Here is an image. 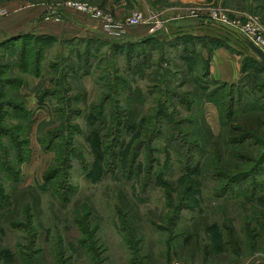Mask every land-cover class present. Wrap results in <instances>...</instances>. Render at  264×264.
I'll return each instance as SVG.
<instances>
[{
  "label": "rangeland",
  "instance_id": "rangeland-1",
  "mask_svg": "<svg viewBox=\"0 0 264 264\" xmlns=\"http://www.w3.org/2000/svg\"><path fill=\"white\" fill-rule=\"evenodd\" d=\"M74 2L117 22L137 11L147 21L127 29L121 39H110L104 34L110 21L75 10ZM121 3L0 0V21L33 10L41 14L29 25L75 13L100 23L104 34L89 43L81 42L83 37L46 40L50 45L38 77L22 71L17 50L0 47L2 81L18 80L8 86L0 82V94L4 89L10 100H23L28 114L21 133L12 127L20 119L6 120L13 135L27 143L20 150L24 161L15 165L21 171L18 183L0 167V186L10 198L0 202V264H264V69L246 63L257 55L236 24L207 17L222 7L235 11L231 20L237 12L251 13L264 24V0H149L152 10L124 5L127 15L117 16L115 7ZM197 6L198 15L186 10ZM158 21L164 26L154 30ZM186 33L213 36L225 44L211 58L208 48H200L191 69L181 58L183 45H173ZM26 34L37 35L29 31L19 36ZM154 34L158 42L135 45ZM33 37L27 39L38 43ZM115 42L123 45L120 52L113 50ZM88 47L89 56L84 54ZM206 73L229 87L246 81L243 89L232 90L237 98L244 90V98L231 118L220 106L229 89L212 99L199 89L197 81ZM61 76L62 85L57 84ZM54 89L67 93L73 110L69 131L48 149L43 136L62 129L66 121V103L59 96L42 98ZM172 90L187 103L172 96L164 109L176 123L168 124L166 118L159 126L150 117ZM151 137V143L138 147ZM2 138L5 159L14 158L15 136ZM67 148L74 154L65 153ZM64 154L70 168L64 165V173L48 181L47 174Z\"/></svg>",
  "mask_w": 264,
  "mask_h": 264
},
{
  "label": "trees",
  "instance_id": "trees-1",
  "mask_svg": "<svg viewBox=\"0 0 264 264\" xmlns=\"http://www.w3.org/2000/svg\"><path fill=\"white\" fill-rule=\"evenodd\" d=\"M30 36H34L33 39L35 41H38V43L30 41L29 39H27V38H30ZM20 37H22V40H24L22 44H20L19 42L17 43L16 38H14V39L10 38V39L5 40L4 42H1L0 47H4L5 49L10 50V51H15V50L18 51V52H16L18 55V59H19L18 63H19L20 68L22 69V71H25L26 73H29L31 75L35 74L34 76H37V77L42 76L43 57H44V54L46 53V51L50 45L49 43H45V41L49 40L51 38L56 39V37L50 36V35H30V34L18 36V38H20ZM91 40H95V39H88V40L84 39V40H80V41L81 42L87 41V43H89ZM147 41L158 42V36L156 34L150 35L149 37H146L142 41L135 42V45L140 46V44H146ZM174 42H176V43H173V45H175V44H176V46L183 45V47H182L183 53L181 55V58H182V60H184L188 63V68H191V69L194 66V60L192 58L199 56L200 48H202V47L204 49L208 48V53H209V56L211 58V55H212L214 49L217 48V46H219V45L222 46L225 44V43H222L217 38L215 39V37H213V36L209 37V36H205V35H198V34L196 35L194 33H190V34L186 33L183 36H178L175 38ZM209 45H211V47H206ZM122 47H123V45H121L120 42H115L112 45L113 50L116 52H120L122 50ZM85 53L87 54V56L92 55L90 50H89V47L86 48V51L84 52V54ZM200 54H201V52H200ZM203 55L204 54L202 52V58H204ZM89 59L90 58L88 57L86 60H89ZM245 60H246V63H248L250 61V63H252L253 65L259 66L260 68L264 69V64L262 63V61L258 57H252L251 59H249V57H247ZM87 63H88V61H87ZM0 65H2V64H0ZM86 66H87V64L84 67L88 72V69L86 68ZM52 67H54V66H52ZM2 80H3V77H0L1 85H2V83L3 84L5 83L6 86H8V84L18 83V80L14 79V78L4 79V81H2ZM61 81H65L64 76H61V78L57 82V84L62 85ZM245 82L246 81L244 80L241 85H236V86L234 84H231V86L229 87L228 86L229 84L226 82H221V81L219 82L218 80H215V81L212 80L209 77L208 73H206L204 78L198 79V81H197L198 85L200 86L199 89H202L201 91L209 99L216 98L223 91H225L226 89H229L227 99H225V101H223L220 104V106L222 108L221 111L223 110L225 112H227V111L229 112L228 113L229 118H231L233 116V111L235 112L237 106L242 105L243 98H244V93H243L244 90H243V92L239 91L240 92L239 94H241V96L239 98L236 97V95L233 93V91L236 92V90H238L237 89L238 86H241L242 89H243V87H246L243 85ZM213 84H214V86L212 88H210V85H213ZM2 91H3L2 94H0V149H1L0 150V167L6 175L10 176V178L12 180H14V178H16L14 182L18 183L21 171L18 170L15 167V165L16 164H22V162L24 161V159H22L23 155H22V152L20 150L23 151L22 148H24L23 146H25L27 141H26V139H20L19 138L20 135H17V136L13 135V131H11L12 128L8 125L9 122H7L6 120H11L14 116H16L18 119H20L21 121L12 127L15 131H17L18 133H21L22 131H25V129H26L25 123L27 122L28 114H27V112H25L23 100H17V101L13 100L12 101V100H10L11 98L8 96V91H6L5 93H4V91H5L4 89ZM207 91H208V94L206 93ZM260 92L262 93L263 91L261 90ZM66 94H67L66 92L59 93L56 89H54V90H50V91L46 90L43 97H42L43 99H45V98H49V97L59 96L60 97L58 99L59 102L61 104L66 103V106L63 107L65 109H62L63 114L66 115L65 124H64V122H62V125H65V127H63L62 129H61V127H59V128H56V129L49 131L46 136L45 135L43 136L46 138L44 140H41V142L43 143V146L47 147L48 149L52 148L55 145V140L58 139L60 136H62V133L68 132L69 131L68 128L71 127V118H70L71 114H69V113L73 109L69 108L71 102L68 99V97L66 96ZM5 96H8L6 98V100L4 98ZM107 96H109V94L106 95V97L104 98V103L101 106L100 115L102 117H104V111H102V110L105 109L106 104H108V101H109V100H107V98H111V96H109V97H107ZM172 96L176 97L179 100V102H181L184 105L187 103L186 99L184 100L182 95L175 94V92H173V90H172L171 92H168L169 98L166 97V101L162 100L160 102V107L156 109L155 115L150 117V121H152V119H153V122L156 124H159V126H161L162 122H164L166 118L168 119V124L176 123L175 121H173L172 114L167 112L164 109V107L168 104V102H170V98L172 99ZM7 99H9V100H7ZM5 101H6V103H5ZM188 104H191L190 101H188ZM255 105H258V103ZM66 108L69 109L68 113H67ZM10 110L18 112L20 114L15 115V114L11 113ZM223 111H222V113H223ZM26 114H27V116H26ZM169 115H170V118H169ZM102 117H100V118H102ZM28 122L31 123L32 121L30 120ZM232 134H234V133H232ZM2 135L3 136L6 135L7 138L8 137L13 138V136H15V139H11V142H13L15 144V148L18 150V152H17L16 156L12 159H9V158L5 159V156L3 154V148H2L3 147V138H2L3 136ZM152 139H153L152 137L150 139H148V138L144 139L143 141H141V143L138 145V147L140 146V148H142L141 145H143V144H144V146H146V144L148 142L151 143ZM65 153H72V155L74 154L73 151H70L69 148L66 149ZM138 154H139L138 151H136L135 158H137L139 156ZM135 158L132 159L131 162L134 163L136 161ZM69 161H70V157L68 155L64 154V158L61 159V161L58 162L57 166H55V168L52 169L47 174V180L52 181V179L54 177H56V175L63 174L64 172H63L62 168L64 167V165H66V168H70ZM107 162H108V160L105 161L106 164H107ZM106 164H105V168L107 166ZM150 169H151V171L149 170L150 172L148 173L147 178H150L152 175V167H150ZM235 179L237 180L236 177H232L231 181H233ZM146 181H147V183L149 182L148 179ZM0 202H2V203H6V202L9 203L10 202L9 195L6 194L5 189L1 186H0Z\"/></svg>",
  "mask_w": 264,
  "mask_h": 264
},
{
  "label": "crops",
  "instance_id": "crops-1",
  "mask_svg": "<svg viewBox=\"0 0 264 264\" xmlns=\"http://www.w3.org/2000/svg\"><path fill=\"white\" fill-rule=\"evenodd\" d=\"M173 2L180 3H202L207 0H172ZM121 4H117L115 13L117 16H125L127 15V9L125 7L128 5L131 8H137L145 11H150L152 8L150 7L149 0H121ZM131 10V11H134ZM41 13H36L33 10V13H12L11 15L3 18L0 21V42H3L7 39L13 38L14 36H19L23 33L33 31L37 35H50L57 38L61 37H77V38H103L102 30L99 29L100 23L91 20L86 17V15L82 14H70L68 13L66 16L62 17V20L55 21L52 18H47L46 21L37 22L35 21L31 25V20L34 19L37 15L39 16ZM38 32V33H37ZM220 53V51H219ZM217 52L214 55L216 61ZM222 75H220L221 77Z\"/></svg>",
  "mask_w": 264,
  "mask_h": 264
},
{
  "label": "built area",
  "instance_id": "built-area-1",
  "mask_svg": "<svg viewBox=\"0 0 264 264\" xmlns=\"http://www.w3.org/2000/svg\"><path fill=\"white\" fill-rule=\"evenodd\" d=\"M70 5L75 10H78L86 15H90L93 18L102 19L104 21H110V23H105V25L107 26V30L104 31V34L110 39H121L124 35H126L125 33L127 29H129L130 27L138 26L147 21V17L144 15L143 12L140 11L133 13L126 20V22L121 23L114 21L110 16H106L104 13H102L101 10L93 8L86 3L74 2L70 3ZM186 10H190V15H198L200 14L198 12L201 9L199 6H197ZM231 12L235 11H229L228 9L223 10L222 7H218V9H213V11L211 10L210 13H207V17L209 19H217L229 25L236 24V26L240 28L241 32L247 37L250 42H252L264 51V24H262L256 17L251 15V13L237 12L236 18L234 20H231ZM155 13L156 12L151 11L152 19H157V15ZM56 19L59 21L60 17H57ZM163 26L164 25L162 24V22L158 21L154 30L162 29ZM174 264L180 263L175 262Z\"/></svg>",
  "mask_w": 264,
  "mask_h": 264
},
{
  "label": "water",
  "instance_id": "water-1",
  "mask_svg": "<svg viewBox=\"0 0 264 264\" xmlns=\"http://www.w3.org/2000/svg\"><path fill=\"white\" fill-rule=\"evenodd\" d=\"M249 46L252 49L253 52L256 53L257 57L262 61V63L264 64V51L257 47L255 44H253L252 42H249Z\"/></svg>",
  "mask_w": 264,
  "mask_h": 264
}]
</instances>
